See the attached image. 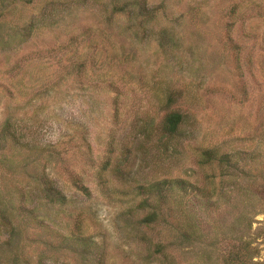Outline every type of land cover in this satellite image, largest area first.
<instances>
[{
	"label": "rangeland",
	"instance_id": "rangeland-1",
	"mask_svg": "<svg viewBox=\"0 0 264 264\" xmlns=\"http://www.w3.org/2000/svg\"><path fill=\"white\" fill-rule=\"evenodd\" d=\"M1 12L0 156L12 135L21 150L0 175V264L17 241L32 264H222L239 245L264 264V0ZM41 169L61 202L34 182Z\"/></svg>",
	"mask_w": 264,
	"mask_h": 264
},
{
	"label": "trees",
	"instance_id": "trees-1",
	"mask_svg": "<svg viewBox=\"0 0 264 264\" xmlns=\"http://www.w3.org/2000/svg\"><path fill=\"white\" fill-rule=\"evenodd\" d=\"M11 1L12 2H23L25 4H31V2H32V0H11ZM2 16L3 15H2V12H1L0 17H2ZM173 102H175V97L172 96V95H169L167 97L166 105H171V104H173ZM182 119H183V116L180 113L176 112V111L168 113L165 116V118H164L163 128H164L165 132L167 134H169V135L175 134L177 132V130H178V127L182 123ZM5 132L8 133L7 130H5ZM11 139L13 141V144L9 147L10 149H8L9 155H1L0 156V175L1 176H3V175L4 176H8L7 174L14 175L16 172H19L18 171L19 166L15 164L14 160L16 159V157L18 155H20L19 150H21V149H19L17 147V144H19V142L17 141L15 135H12ZM5 140H7L6 135H5V137L3 136V138H1V142L0 143H4ZM11 156H12V158H11ZM43 171L44 170L41 169V172L38 175V178L34 182H36V181L39 182L40 181V183L36 182V185L43 187L42 191L44 192L45 197L47 199H49L52 202H55V201L61 202L62 199L57 198V195H59L58 192L55 191V189L52 187V185L50 184L48 179L45 177ZM2 173H4V174H2ZM71 182L73 183V185H75V187L77 186V188H78L79 185H77V181L76 180H74V181L71 180ZM22 190H24V188ZM22 190L16 191V192H14L12 190L9 191V192H11V194H10V196H8L7 202H5V203L6 204H10L12 206L11 199L13 198L12 195L15 194L16 195L15 198L16 199L19 198L20 201L23 202V205L21 206V209L25 210L27 207H25L24 203L26 202V198L27 197H26V193L23 192ZM9 192H7V194H9ZM12 208H13V206H12ZM26 212H29V211H26ZM0 214H1L2 218H3L4 215H2V213H0ZM21 214L24 215L22 212H21ZM13 215H14V217H18L17 216L18 214H16V212L14 213V211H13ZM157 217H158V213L151 212L150 214H148L147 216H145L142 219V223L144 225L148 226L150 224L155 223L156 220H157ZM7 219L8 218L6 217V220ZM15 219H17V218H15ZM6 220L4 219L2 221V223L4 221H6ZM3 245L4 246L5 245H9V242H7V241L2 242V246ZM0 248L2 249V247H0ZM15 248H16V250H14L12 252V255L10 256L11 257L10 260H11L12 264H32L29 261V258L24 257V255L22 256V252H21L22 246H20L18 241L16 243V247ZM245 252H246V247L244 245H239L238 247H231L230 250L225 255V257L223 258L222 264H248L247 263L248 257L245 254Z\"/></svg>",
	"mask_w": 264,
	"mask_h": 264
}]
</instances>
